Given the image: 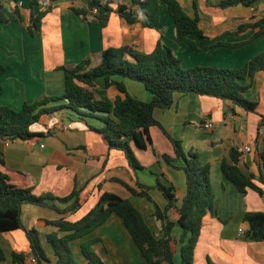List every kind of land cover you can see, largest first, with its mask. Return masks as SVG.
Instances as JSON below:
<instances>
[{
  "label": "crops",
  "instance_id": "obj_1",
  "mask_svg": "<svg viewBox=\"0 0 264 264\" xmlns=\"http://www.w3.org/2000/svg\"><path fill=\"white\" fill-rule=\"evenodd\" d=\"M117 1L112 4L117 9ZM184 9L194 14L193 0H179ZM201 15V28L208 39L199 41L191 37L198 47L203 49L218 42V38L227 31H236L251 18L257 21L263 17H254L255 8L242 5L216 11L210 0H198ZM9 23H0V64L6 67L2 78L4 92L0 94V105L21 110L26 103H31L43 96H58L65 93V76L58 70L62 66H76L82 60L93 57L100 62V54L108 48L130 45L135 50L151 53L158 40L164 41L176 55L183 59L185 68L195 66L230 67L229 48H216L206 52H194L185 43H179L174 21L165 5L160 6V25L154 29L144 28L140 22L127 23L116 12L110 14L108 24L102 27L95 21L94 15L87 18L72 11V8H87L82 0H63L51 5V11L42 20L41 32L32 35L29 31L31 0H0ZM9 7L7 8V5ZM19 7L24 23H18L14 15ZM47 9L39 6L35 11ZM264 10V7L262 8ZM264 29V26L262 27ZM254 31L248 30L239 36L226 37L224 42L239 43L248 40ZM263 43H262V42ZM258 53L264 51V36L256 40ZM258 53L248 56L247 61ZM186 62V63H185ZM235 65L234 68H240ZM233 68V67H230ZM117 80H122L116 78ZM128 93L141 101L150 102L152 95L140 83L124 80ZM99 99L114 100L118 96L125 98L115 86L107 87L103 79L96 82L94 89ZM247 98L258 104V114L248 113L230 101L199 96L195 94H175L174 105L167 110L156 109L154 116L166 132L182 143L186 153L197 152L204 164L211 167V181L216 195V215L204 221L200 240L196 248L194 264H208V258L217 264H264V242L247 241L239 235V230L246 232L249 225L243 221L247 212H264V196L254 191L240 195L236 187L221 172L223 159L230 158V150L237 147L243 154L240 168L246 174H259V152L264 150V126L260 127L264 116V72H259L254 86L246 94ZM212 123L207 129L205 124ZM101 129L103 123L97 119H81L64 111L44 116L40 123L32 126V131L44 133V138L30 141H8L0 137V157L5 161L3 170L12 184L22 188H31L36 195L52 194L56 198L70 196L75 188L80 190L81 208L75 214L64 215L55 210L34 205H24L22 221L27 229L35 228L40 233L44 249L56 263L54 249L48 243V235L58 232L53 226L44 225L42 220L64 218L76 222L87 215L98 203L103 193L116 194L130 199L142 212L148 225L157 238L163 236L161 222L154 217L155 206L141 197H133L121 184L120 179L132 187L137 180L146 186L154 187L157 182L174 186L176 206L180 208L187 194L186 174L176 167L185 165L184 159L168 165L163 156H175L174 147L166 134L158 127H153L151 137L153 146L146 151L135 148L136 155L144 170L138 172V179L128 165L122 151L109 150L101 134L90 129ZM249 146L251 152H245ZM264 188V187H263ZM151 197L165 210L168 202L159 189H152ZM67 204L56 201V205L65 209ZM173 222L179 215L176 211L168 213ZM227 220V223H223ZM22 230L0 235V243L12 264L10 253L18 251L30 255L29 242ZM66 233H60L62 237ZM181 229L176 226L173 236L178 239ZM101 239L93 249L110 264H146L135 246L123 222L112 216L108 222L86 239ZM85 239L71 244L80 264H88L81 253L80 246ZM179 263V253L176 255Z\"/></svg>",
  "mask_w": 264,
  "mask_h": 264
},
{
  "label": "trees",
  "instance_id": "obj_2",
  "mask_svg": "<svg viewBox=\"0 0 264 264\" xmlns=\"http://www.w3.org/2000/svg\"><path fill=\"white\" fill-rule=\"evenodd\" d=\"M19 3V0H15ZM53 4L63 0H50ZM87 8H72L78 15L87 18L94 9V19L102 27H106L110 14L116 12L129 24L140 22L144 28L154 29L160 25V6L165 5L174 21L177 41L185 43L194 52H206L216 48L238 49L264 36V17L241 24L236 31H227L218 38V42L206 48H199L191 39L199 41L208 39L201 28L199 1L193 0L194 14L190 15L179 0H128V4L117 1V9L112 8L114 0H82ZM257 0H222L218 7L227 9L236 6L253 7ZM40 0H31L29 31L32 35L41 32L42 20L51 11L36 12ZM4 5L0 3V23L7 25L9 19L5 15ZM14 15L18 23H24V17L19 7H15ZM143 17V18H141ZM252 30L254 33L239 43L224 42L225 37H235ZM58 70L65 76V93L58 96H43L31 103H26L21 110L0 105V137L8 141H30L37 137L44 138V133L32 131V126L40 123L44 116H50L67 111L81 119H97L103 123L101 129L90 126L105 139L109 150L122 151L128 165L138 179V172L144 170L135 148L146 151L153 146L151 129L160 128L170 139L175 156H163V161L174 166V163L184 159L185 165L176 167L186 174L187 194L182 206H176V190L170 185L157 182L156 186H146L137 180V186L132 187L120 179H114L123 185L133 197H141L155 206L154 217L161 222L163 236L157 238L145 220L139 208L130 200L113 193H103L97 205L82 219L70 222L64 218L57 220H42L41 223L58 229L47 237L48 243L54 249L55 264H80L71 244L85 239L80 250L88 264H110L95 252L93 246L101 239H86L96 230L105 225L112 216L122 220L124 228L132 238L146 264H194L204 221L216 215V195L211 181V167L204 164L197 152L186 153L182 143L172 138L162 124L155 118L156 109H170L175 102V94L199 95L230 101L235 106L248 113L258 114V104L247 98L246 94L254 86L255 77L264 72V51H261L240 68L195 66L185 68L183 61L174 50L161 39L151 53L135 50L130 45L118 48H108L100 54V62L93 57L82 60L76 66H62ZM6 67L0 64V94L4 92L2 78ZM120 78L122 80H117ZM103 79L107 87L115 86L125 98L99 99L95 93L96 82ZM124 80H131L144 86L152 95L150 102L132 97ZM260 127L264 126V116L260 115ZM242 152L233 147L230 158L223 159L221 172L231 182L240 195L254 191L264 196V150L259 152V174H246L240 168ZM5 161L0 157V235L22 230L29 242L30 255L37 264H52L40 233L35 228L27 229L22 221L24 205L45 207L64 215L75 214L81 208L80 190L75 188L66 198H56L52 194L36 195L31 188H22L12 184L10 177L3 170ZM152 189H159L166 198L168 205L162 210L150 195ZM74 202L61 210L56 201L67 204ZM170 211H176L178 221L173 222ZM243 221L249 225L243 238L252 242H264V212H247ZM227 223V220H223ZM178 226L181 234L178 239L173 236L174 228ZM60 233H66L60 237ZM180 261L177 263L176 255ZM12 264H28V256L22 252L10 253ZM8 260V255L0 243V264ZM208 264H217L208 258Z\"/></svg>",
  "mask_w": 264,
  "mask_h": 264
},
{
  "label": "rangeland",
  "instance_id": "obj_3",
  "mask_svg": "<svg viewBox=\"0 0 264 264\" xmlns=\"http://www.w3.org/2000/svg\"><path fill=\"white\" fill-rule=\"evenodd\" d=\"M188 1H190V0H183V3H184V5H186L187 6V4H186V2H188ZM210 1H212V3L213 2H216L217 1V3L216 4H214L213 5V8L216 10V11H222V10H225V9H221L220 7H218V5H219V3L222 1V0H210ZM257 1H259V2H256L255 3V11H254V17H256V18H259V17H263L264 16V10H262V8L264 7V0H257ZM7 5V8L9 7V5L8 4H6ZM188 7V6H187ZM232 8V7H231ZM227 9H230V8H227ZM251 20V19H250ZM230 37H232V36H230ZM224 39H226V37L225 38H223V39H221L222 41H224ZM254 42H256V41H254ZM254 42L253 43H250V44H248V45H246V46H243V47H240V48H238V49H229V50H226V51H228L229 53V55L228 56H230V62H232L233 64H230L229 66L230 67H236L235 65H241V64H239V63H241V60H242V62H245V61H247V57L248 56H250V55H253V53H258V46H259V43L257 44V45H255V47L253 46V44H254ZM262 42V41H261ZM263 43V42H262ZM183 59H185L184 57H183ZM182 59V60H183ZM186 63V62H185ZM187 65V63L184 65V66H186ZM242 66V65H241ZM240 66V67H241ZM22 234H23V232L22 231H20ZM29 258H30V256L28 257V259H27V261H28V264H29Z\"/></svg>",
  "mask_w": 264,
  "mask_h": 264
},
{
  "label": "built area",
  "instance_id": "obj_4",
  "mask_svg": "<svg viewBox=\"0 0 264 264\" xmlns=\"http://www.w3.org/2000/svg\"><path fill=\"white\" fill-rule=\"evenodd\" d=\"M119 2H121V3H123V4H128L129 3V1L128 0H118ZM40 6H42L43 8H45V9H48V8H50L51 7V5L53 4L50 0H40ZM98 13V10L97 9H94L93 11H92V14L94 15V14H97ZM205 127L207 128V129H212L213 128V124L212 123H207V124H205ZM251 148L249 147V146H247V147H245V149H244V151L245 152H251ZM239 235L241 236V237H243L244 235H245V232L242 230V229H240L239 230ZM29 264H37V261H36V259L34 258V257H32V256H30V258H29Z\"/></svg>",
  "mask_w": 264,
  "mask_h": 264
},
{
  "label": "clouds",
  "instance_id": "obj_5",
  "mask_svg": "<svg viewBox=\"0 0 264 264\" xmlns=\"http://www.w3.org/2000/svg\"><path fill=\"white\" fill-rule=\"evenodd\" d=\"M141 18H143V17H141Z\"/></svg>",
  "mask_w": 264,
  "mask_h": 264
},
{
  "label": "water",
  "instance_id": "obj_6",
  "mask_svg": "<svg viewBox=\"0 0 264 264\" xmlns=\"http://www.w3.org/2000/svg\"><path fill=\"white\" fill-rule=\"evenodd\" d=\"M257 2H259V1H257Z\"/></svg>",
  "mask_w": 264,
  "mask_h": 264
}]
</instances>
